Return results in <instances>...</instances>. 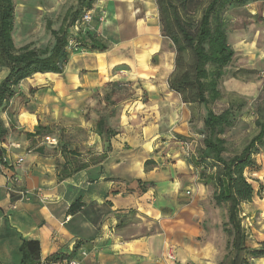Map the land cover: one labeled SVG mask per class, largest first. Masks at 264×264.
Masks as SVG:
<instances>
[{
    "label": "crops",
    "instance_id": "obj_1",
    "mask_svg": "<svg viewBox=\"0 0 264 264\" xmlns=\"http://www.w3.org/2000/svg\"><path fill=\"white\" fill-rule=\"evenodd\" d=\"M92 11L85 52L69 54L61 74L22 81L9 108L25 102L12 122L0 109V264H22L27 241L39 243L41 263L59 255L58 264H221L231 239L217 212L228 205L211 206L215 190L191 161L204 149L207 112L170 90L176 51L156 0H97ZM223 87L257 91L238 79ZM61 132L81 138L63 141ZM252 203L241 206V225L259 249L264 225L242 220Z\"/></svg>",
    "mask_w": 264,
    "mask_h": 264
},
{
    "label": "trees",
    "instance_id": "obj_2",
    "mask_svg": "<svg viewBox=\"0 0 264 264\" xmlns=\"http://www.w3.org/2000/svg\"><path fill=\"white\" fill-rule=\"evenodd\" d=\"M97 0H82L74 13L72 23L80 15L93 9ZM264 0H210L203 9L198 23L194 24L182 16L181 11L189 12L192 0H156L161 14L164 36L173 43L176 51L175 71L169 79L170 90L179 94L185 104L203 105L206 109L204 120V149L199 153L203 163L212 162L213 173L203 171L201 181L212 186L214 205H228V221L224 232L231 239L228 254L221 264H250L252 259L264 257L263 249L251 250L246 246V233L241 225L240 209L250 204L262 194L249 182L246 173L255 165L254 156L264 152V112L257 127L259 132L241 150L240 153L225 159L227 141L225 134L234 127L235 115L232 108L220 114L215 113L211 105L222 98V85L227 79L228 68L232 64L235 52L228 42L223 14L233 5H246L249 2ZM14 0H0V72L8 73L0 82V109L7 112L11 122L18 115L24 98L9 108L10 101L16 95V87L24 80L44 73L61 74L67 65L71 52L67 50V37L53 32L55 45L52 49L35 50L29 46L17 49L14 42L15 32ZM50 29V27H49ZM80 41L81 47H84ZM98 47H94V50ZM231 79H235L232 77ZM232 94V93H230ZM236 95V94H235ZM99 121L97 128L104 127ZM108 137L113 136L106 127ZM5 129L0 123V143L4 142ZM3 150L0 147V155ZM198 163V162H197ZM196 168H199V163ZM78 205H73L75 211ZM22 264H41V248L36 241L23 244ZM66 257L51 256L42 264H58ZM70 262V261H69Z\"/></svg>",
    "mask_w": 264,
    "mask_h": 264
},
{
    "label": "rangeland",
    "instance_id": "obj_3",
    "mask_svg": "<svg viewBox=\"0 0 264 264\" xmlns=\"http://www.w3.org/2000/svg\"><path fill=\"white\" fill-rule=\"evenodd\" d=\"M81 1L14 0L16 14L14 42L16 48L20 49L29 46L31 49L38 51L52 49L55 45V37L52 34L54 31L58 32L60 37L63 35L68 39V32L72 30L76 23H72L74 13L79 9ZM209 1L192 0V4H190L191 9H189L188 13L181 11L182 16L191 21L195 26ZM157 11L163 32L158 5ZM82 16L81 14L77 20H80ZM223 19L227 35L232 34L237 39V44L231 46L235 51V57L227 69L229 73L227 79L235 77V79L246 83H255L257 86L254 96L241 97L240 95H235V93L230 94L222 85V98L211 105L212 110L217 114L222 113L230 107L234 112V127L229 129L225 134L227 153L224 155V158L229 159L231 156L240 153L243 147L258 134L259 128L257 127V122L264 112V2H249L241 6L233 5L223 14ZM6 72L8 73L4 69L0 72V82L5 78ZM131 89L132 92L128 94L132 96L135 92L133 88ZM144 100L146 99L143 98L142 101L146 102ZM113 104L112 106H114ZM202 134L203 137L207 136L204 131ZM59 137L63 141H79V138H81H77L75 135H65L62 132L59 134ZM83 138L86 139L85 136ZM185 150L187 151L188 158H192L193 155L190 154L189 149ZM196 153L197 155L202 153L201 148H198ZM200 158V156H195L191 161L194 166H196L197 162L199 163V165L197 163L199 168L195 167L197 169L195 176L201 181V173L203 171H206L208 174L215 172L216 169H213L212 162L203 163ZM254 161L255 165L247 171L246 176L256 191H260L262 187L264 188V152L262 151L260 154L255 155ZM254 200L253 206L245 207L247 215L242 220L247 224L246 219L253 217L254 219L251 220L253 227L258 224L262 227L264 225V189H262V194L255 197ZM213 203L211 202V206L214 205ZM217 213V219L222 224L228 221L227 206L222 207ZM246 231L249 232L247 236L248 248L251 250L257 249L253 248L255 240L252 238V228L248 227ZM263 244H261L259 249H263ZM170 253H173L172 250Z\"/></svg>",
    "mask_w": 264,
    "mask_h": 264
},
{
    "label": "built area",
    "instance_id": "obj_4",
    "mask_svg": "<svg viewBox=\"0 0 264 264\" xmlns=\"http://www.w3.org/2000/svg\"><path fill=\"white\" fill-rule=\"evenodd\" d=\"M95 16H96V14L92 10L87 11L83 14L82 18L75 23V26H73L72 30L70 31V34H68L69 37L67 39V41H68L67 50L69 52H71V53H83V52H85V48L81 47V44H80V41H81L80 35L85 33L86 30H88V28L91 27V24H92ZM98 19L100 22L104 21L103 16H99ZM51 143H53V144L56 143V140H51ZM183 146L187 150L189 149L187 144H184ZM22 198H27V195L23 194ZM168 259L174 261L175 260L174 254L169 253ZM68 264H79V263L76 260H71L70 262H68Z\"/></svg>",
    "mask_w": 264,
    "mask_h": 264
}]
</instances>
